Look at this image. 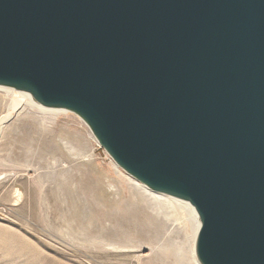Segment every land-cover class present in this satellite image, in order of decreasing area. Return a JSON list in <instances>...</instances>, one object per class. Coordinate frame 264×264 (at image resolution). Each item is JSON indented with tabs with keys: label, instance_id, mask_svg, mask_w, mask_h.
Here are the masks:
<instances>
[{
	"label": "water",
	"instance_id": "95a60500",
	"mask_svg": "<svg viewBox=\"0 0 264 264\" xmlns=\"http://www.w3.org/2000/svg\"><path fill=\"white\" fill-rule=\"evenodd\" d=\"M0 86L190 202L200 264H264V0H0Z\"/></svg>",
	"mask_w": 264,
	"mask_h": 264
},
{
	"label": "rangeland",
	"instance_id": "374dc122",
	"mask_svg": "<svg viewBox=\"0 0 264 264\" xmlns=\"http://www.w3.org/2000/svg\"><path fill=\"white\" fill-rule=\"evenodd\" d=\"M5 89L0 117L14 96L32 102ZM33 105L0 133V264H177L176 253L167 259L162 249H187L188 224L138 203L137 180L77 114ZM116 238L138 248L100 244Z\"/></svg>",
	"mask_w": 264,
	"mask_h": 264
},
{
	"label": "bare ground",
	"instance_id": "6f19581e",
	"mask_svg": "<svg viewBox=\"0 0 264 264\" xmlns=\"http://www.w3.org/2000/svg\"><path fill=\"white\" fill-rule=\"evenodd\" d=\"M0 87H4V86H0ZM5 88H6L5 90H7L6 91L7 93H11V94L14 93L11 90L13 88H10V87H5ZM14 90H16V89H14ZM16 91L25 95L29 100H31L37 106H40L33 101V99L31 98L29 93H27L25 91H20V90H16ZM14 97L9 102L7 113L0 117V133H2L5 124L9 120H11L15 115H17L23 106H25L26 104L34 106L33 103L28 101L24 96H21L19 98H17V97L14 98ZM40 107L42 110H45V111H53V112L60 111V110L61 111H67L65 109L47 108V107H43V106H40ZM44 108H46V109H44ZM117 166H116L117 171L120 172V170ZM132 189H133V191L131 192V196L134 197V199H137L139 201L138 203H141V204L145 203L146 204L145 207H147V209L149 208L155 212V217L161 216L162 214H165V216H167V214H169V213L170 214L174 213L179 217V219H182L184 221V223L188 224V227H189V235H188L189 236V238H188L189 245H188L187 249L185 247L174 248V247H170V246H165L164 249H162L164 252L163 255L168 259V257H170V253L175 252L176 255L178 256V259H180V261H178L177 264H200V262L197 259L196 250H195L196 237H197V234H198V231L200 228V221H199L198 214H197L195 207L188 201L181 200V199H178V198L166 195V194L154 192L138 180L133 183ZM133 201L135 203V200H133ZM185 203L188 205H186ZM131 243H128V242L123 241V240L121 241V239L118 240L117 238L113 239L111 241L107 240V241H101L100 242V244L103 245L104 247L105 246L111 247L112 249H116V250L138 248L137 245H134ZM152 248H151V251H153ZM134 250H136V249H134ZM152 256L153 255L150 256V259Z\"/></svg>",
	"mask_w": 264,
	"mask_h": 264
}]
</instances>
